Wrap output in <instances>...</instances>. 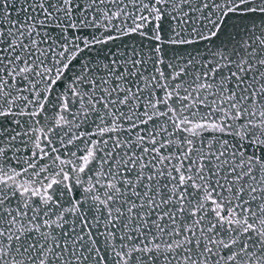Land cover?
<instances>
[{
	"label": "snow or ice",
	"instance_id": "6c2138e0",
	"mask_svg": "<svg viewBox=\"0 0 264 264\" xmlns=\"http://www.w3.org/2000/svg\"><path fill=\"white\" fill-rule=\"evenodd\" d=\"M0 264H264V0H0Z\"/></svg>",
	"mask_w": 264,
	"mask_h": 264
}]
</instances>
